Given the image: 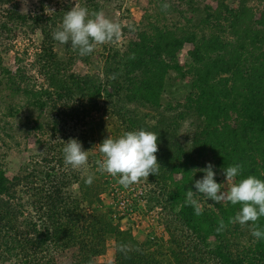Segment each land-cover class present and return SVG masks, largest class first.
<instances>
[{
    "label": "trees",
    "instance_id": "trees-1",
    "mask_svg": "<svg viewBox=\"0 0 264 264\" xmlns=\"http://www.w3.org/2000/svg\"><path fill=\"white\" fill-rule=\"evenodd\" d=\"M78 1L90 11L100 9L91 0ZM170 1H156L158 14L151 20L144 17L146 23L134 29V39L123 50L107 53L100 79L96 74L70 75L77 60L90 63L89 55L81 57L53 39L70 6L47 14L21 9L20 0H0V40H13L18 29L41 37L29 71L21 66L12 70L0 57V142L10 130L9 121L1 118L18 116L22 104L42 135L40 120L45 119L50 138L37 139L40 152L18 173L8 176L0 164V264H100L95 259L105 253L110 238L114 260L108 264H264V239L252 237L249 226L216 231L218 221L223 218L227 224L239 204L205 199L200 216L184 204L185 192H195V181L203 178L192 170L208 163L214 166L215 180L236 163L243 166L237 180L248 175L264 180V0H183L180 8ZM165 3L170 5L166 11ZM185 45L191 48L180 63ZM32 71L42 79L38 85L31 83ZM175 79H188L191 85L181 103L168 99ZM56 94L67 104L85 103L83 113L78 106L69 115L58 109ZM99 101L109 120L119 122L113 128L116 135L139 129L158 134L161 169L148 177L154 190L146 200L171 214L166 244L152 249L151 241L134 239L120 229V218L114 222L109 211H101L98 150L89 153L84 169L64 163L63 142L68 139L55 140L64 116L88 125L70 137L85 151L113 135L103 119L85 121L88 112L100 109ZM139 108L159 112L157 123H145ZM185 123L189 137L181 144L176 133ZM87 174L94 176L90 186L84 183ZM257 223L264 228V217ZM121 243L131 246L126 255L118 251Z\"/></svg>",
    "mask_w": 264,
    "mask_h": 264
},
{
    "label": "rangeland",
    "instance_id": "rangeland-1",
    "mask_svg": "<svg viewBox=\"0 0 264 264\" xmlns=\"http://www.w3.org/2000/svg\"><path fill=\"white\" fill-rule=\"evenodd\" d=\"M93 3H97L100 5V10H102L105 15L113 19L115 21H118L122 25V36L119 40L115 41L114 43L105 44V45H98L96 46L95 50L89 55V62L85 63L81 60H77L75 64L71 67V70L69 72L70 75H98L100 79H104L102 75V68L104 59L107 56V53L111 51L112 49H119L123 50L127 43L134 39V29L137 27L142 26L146 23L147 18L148 20L153 19L155 14L157 15L159 12V9L157 10L154 8L156 1L159 0H91ZM167 1V0H166ZM21 3V9H42L45 13L50 14L53 11H55L58 8H62L65 6H70V9L74 7L75 0H20ZM76 3L80 4L78 0H76ZM171 4L178 6V8L182 7L183 0H171ZM209 3L214 7L215 2L209 1ZM231 6L234 8V3H231ZM256 9V8H255ZM48 10H51L52 12H49ZM259 10H255V13L258 15ZM175 15L174 21H177V15ZM168 19V18H167ZM143 23L142 25H140ZM129 25L132 26V30H130ZM17 35L13 37V40H7L4 39L0 40V45L3 48L0 47V52L3 50L4 53H0V57L4 59V65L7 67L12 68V70H15L16 67L21 66L25 68L26 71H29L31 69V63L33 62V57L36 51L38 50L39 43L41 41V37L39 33L37 32L34 35H28L23 30L18 29ZM3 43V44H1ZM190 45H185L184 48L180 51L178 55V60L180 63H182L185 59L186 51L190 49ZM26 52V55H25ZM17 57V59H16ZM20 59V63L17 64V60ZM29 75H32L33 79L31 80V83H34L38 85L41 83L42 79H40L38 76H36L35 72L32 71L29 73ZM191 90V85L188 79L185 80H178L175 79L172 81V85L168 89V99L172 102H183L186 95ZM57 102V108L61 111H65L68 115L74 114L70 112V109H75L78 106L79 113H83L82 110L84 107H81L82 105L85 106V103L80 105V103H65L63 100H61V96L56 94L55 97ZM105 103L103 101H99V110H93L87 113L85 121H88L90 119L98 120L103 119L104 125L108 128V134L112 135V138L119 137V132L117 135L114 133V126L118 125L119 122H117L116 118L112 117V120H109V117H107V114L103 113L105 109ZM69 107V109H67ZM131 107V106H130ZM20 113L15 118H1L3 122L9 121L10 130L8 131V136H3L4 139L3 142H0V164L3 166V168L6 170V173L8 176H12L20 171V169L26 164L30 163V161L33 159L35 154L39 153L40 150L36 148L37 145V139L41 138V141L46 142L49 141L50 138L48 137V130L44 124L45 119H41L40 123L43 124L42 132L38 129H34V122H32L31 118H28V114L26 110L22 107H19ZM83 108V109H82ZM70 112V113H69ZM139 117L143 119L145 123L148 125H155L157 123L156 119L159 116V112L155 111H149L147 108H139L137 111ZM74 116V115H73ZM80 116H83V114ZM61 117V116H60ZM163 117H166V113H163ZM168 117V116H167ZM1 122V124L3 123ZM83 122H78L73 118H69V116H64L61 122H59L57 127V134L55 136V140L61 141L63 139H70V137H76L81 132H84L88 129V125H83ZM45 133V134H44ZM189 127L185 123L179 131L176 133L178 141L181 142V144L184 143L187 137H189ZM54 142V141H53ZM98 149L96 147L92 148L89 153H95ZM99 159H102V156L99 157ZM35 160V158H34ZM103 174V177H101L100 182L102 184L103 191L101 192V199L102 204L100 205L101 211L104 213L111 214V217L113 218V221L115 222L116 218L113 217L112 212L109 210V202L112 198V193H114V190H120L123 188V186L119 185L117 183V179L113 178L112 176L108 175L107 173H101L100 176ZM148 180V178H147ZM147 181L142 180L138 184H134L136 186H144L147 195L151 193V191L154 190L152 184H147ZM216 182L218 184H222L221 188L222 191L227 190V188L230 186L229 182L225 181L224 176H217ZM133 186V185H132ZM72 191H74L76 194L78 193L77 186H73ZM200 203L203 206L206 205V200L204 197L200 199ZM207 207H211L207 205ZM147 210H151L152 215L148 216L143 211L140 212L142 215V219L139 220L137 223H133L130 219L126 220L123 224L119 223L121 230H128L133 235L134 239L138 241H151L152 249L156 248L157 244H166V241L168 239V234L166 230L167 223L171 220V214H168L165 210H163V207L154 204L153 202L147 203L146 205ZM210 239L213 240L212 237ZM96 262L100 264H108L113 262L114 260V247H113V240L112 238L107 240L106 244V251L103 255L96 257Z\"/></svg>",
    "mask_w": 264,
    "mask_h": 264
},
{
    "label": "clouds",
    "instance_id": "clouds-1",
    "mask_svg": "<svg viewBox=\"0 0 264 264\" xmlns=\"http://www.w3.org/2000/svg\"><path fill=\"white\" fill-rule=\"evenodd\" d=\"M169 7L170 5L165 3L162 10L166 11ZM129 28L132 30L131 25ZM52 36L61 45H69L79 56L85 57L90 55L96 46L119 40L122 36V25L108 18L102 10L90 11L88 7L76 3L75 0L74 7L64 13L60 26ZM130 58H134V54ZM111 78L115 79V74ZM157 141V133L144 129L126 131L117 138L108 136L95 146L102 155V159L95 161L98 171L116 178L117 183L124 188L138 184L142 180L147 181L149 175L156 176L161 169L156 157ZM63 144L65 165L72 169H84L88 164L89 151L83 150L77 139H69ZM213 167L208 163L204 169L192 170L193 175L202 172L203 178L195 181L193 185L195 192L192 190L185 192V206H191L195 215L200 216L203 212L199 200L201 195L215 204L230 203L233 206L239 204V210L228 218L227 224L223 218L218 221L217 233L222 232L228 225H247L252 237L256 240L264 239V228L257 223L264 217V180L253 175L237 180L243 166L236 163L222 170L225 181L230 185L227 190L222 191V184H218L214 179L216 174ZM93 180L94 176L87 174L84 183L90 186ZM117 248L125 255L131 250V246L124 243L119 244Z\"/></svg>",
    "mask_w": 264,
    "mask_h": 264
},
{
    "label": "built area",
    "instance_id": "built-area-1",
    "mask_svg": "<svg viewBox=\"0 0 264 264\" xmlns=\"http://www.w3.org/2000/svg\"><path fill=\"white\" fill-rule=\"evenodd\" d=\"M146 195L144 186L133 185L128 188L123 187L120 190H114L111 201L107 205L111 208L109 210L112 212L113 217L116 219L120 218L121 224L130 219L133 223H136L137 227V223L142 219L141 211L148 216H151L153 213L146 208Z\"/></svg>",
    "mask_w": 264,
    "mask_h": 264
}]
</instances>
